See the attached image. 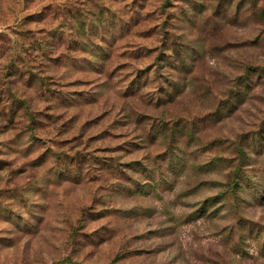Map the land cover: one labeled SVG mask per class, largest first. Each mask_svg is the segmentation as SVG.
Instances as JSON below:
<instances>
[{"label": "rangeland", "instance_id": "obj_1", "mask_svg": "<svg viewBox=\"0 0 264 264\" xmlns=\"http://www.w3.org/2000/svg\"><path fill=\"white\" fill-rule=\"evenodd\" d=\"M0 264H264V0H0Z\"/></svg>", "mask_w": 264, "mask_h": 264}]
</instances>
